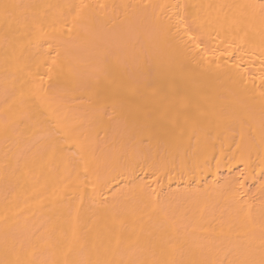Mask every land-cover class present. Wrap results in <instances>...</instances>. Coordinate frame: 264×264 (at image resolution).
<instances>
[{
    "label": "bare ground",
    "instance_id": "1",
    "mask_svg": "<svg viewBox=\"0 0 264 264\" xmlns=\"http://www.w3.org/2000/svg\"><path fill=\"white\" fill-rule=\"evenodd\" d=\"M0 264H264V0H0Z\"/></svg>",
    "mask_w": 264,
    "mask_h": 264
}]
</instances>
